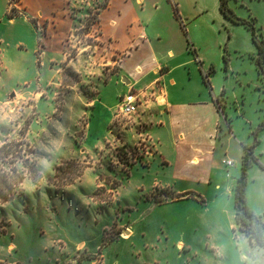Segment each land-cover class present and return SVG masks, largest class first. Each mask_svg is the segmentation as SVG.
<instances>
[{
	"label": "rangeland",
	"instance_id": "1",
	"mask_svg": "<svg viewBox=\"0 0 264 264\" xmlns=\"http://www.w3.org/2000/svg\"><path fill=\"white\" fill-rule=\"evenodd\" d=\"M104 2L84 0L72 8L70 14L85 22L63 43L65 63L58 66V85L27 98L22 91L12 99L0 93V264H251L244 258L252 259L251 247L235 226L231 186H205L200 183L204 175L194 168L187 166L182 173L181 164L168 168L159 154L150 159L152 148L137 145L135 117H118L115 109L116 121L110 126L114 112L103 105L94 112L86 110L112 74L109 45L91 29ZM181 3L191 13L198 4L214 0ZM228 5L239 18L253 16L264 31V0H229ZM194 22V47L204 64L200 70L175 75L196 100L199 90L225 89L227 99L241 101L242 111L231 128L222 123L223 142L232 132L227 157L237 164L230 169L235 188L242 173L239 153L264 136V127L259 131L264 125V93L255 86L264 90V79L258 62L241 52L255 49L243 26L230 27L231 40L219 47L215 22L204 16ZM186 40L192 47L188 30ZM80 54L87 65L102 64L97 67L101 71L77 73L65 67ZM211 66L214 70L208 73ZM107 94L106 99L112 98L111 91ZM124 125L135 131L121 132ZM260 149L257 146L255 154L258 164L248 170L246 200L264 223ZM58 166L64 170L59 173L62 179L55 176ZM257 260L263 264L261 257Z\"/></svg>",
	"mask_w": 264,
	"mask_h": 264
},
{
	"label": "crops",
	"instance_id": "2",
	"mask_svg": "<svg viewBox=\"0 0 264 264\" xmlns=\"http://www.w3.org/2000/svg\"><path fill=\"white\" fill-rule=\"evenodd\" d=\"M83 1L16 0V8L13 10L17 15H12V0H0V93L11 94L12 99L13 93L22 91V96L27 98L28 94L45 92L51 84L58 85V72L61 70L58 66L65 63L61 55L63 43L70 31L83 27L85 22L70 13L72 8ZM199 16L207 17L217 25L219 47L231 40L230 27L243 26L234 24L224 16L220 10V0H214L211 5L198 4L191 13L185 11L181 0H105L91 29H97L109 45L113 65L110 66L111 61L106 64L108 68L110 66L112 74L103 80L98 94L90 102V108L85 109L94 112L103 105L109 113L114 112L109 117L111 126L116 121L115 109L121 96L131 89L142 93L140 113L133 116V126L139 128L136 131L137 145H149L152 148L150 159L159 154L161 162L168 168L178 166L179 163V167L183 168L180 169L182 173H187V166L190 170H198L204 175L200 183L205 186L215 185V189L219 190L222 184L231 186L234 196L230 169H235L237 164L227 157L230 154L232 132H229L227 142H223L222 123L231 128L234 118L242 111L241 101L238 97L227 99L225 89H212V93L199 90L200 99L196 100L194 94L189 96L188 91L184 92V85L179 86L181 77L177 79L175 75L181 70L199 69L204 64V58L194 47L197 44L191 31ZM250 17L253 16L249 15L245 19L249 20ZM244 28L255 49L241 52L251 54V60L257 61V46L250 31ZM257 29L259 34L264 35L262 27ZM187 30L193 42L192 47L190 40H186ZM234 49L240 53L237 46ZM114 55H117L116 59ZM84 56L77 55L65 67H71L77 73H84L86 69L94 70L90 72L93 74L101 71L97 67L102 64L87 65ZM88 57L92 60V56ZM213 70L211 66L208 73ZM259 76L264 79L260 73ZM255 86L259 92L264 93L262 86ZM109 91L112 92V98L106 99ZM126 128L127 125H124L121 132L128 134L135 131L133 127ZM255 143L253 154L257 156L256 148L260 146L262 149L264 136L259 137ZM250 148L246 144L239 153V167L246 149ZM261 149L260 155L264 154ZM230 160L233 166L227 165ZM123 234L124 237H130L133 232ZM243 236L251 247L249 253L252 259L243 256L246 263L257 264L260 262L257 259L261 257V263L264 264V252L258 250L263 248L251 244L246 235Z\"/></svg>",
	"mask_w": 264,
	"mask_h": 264
},
{
	"label": "trees",
	"instance_id": "3",
	"mask_svg": "<svg viewBox=\"0 0 264 264\" xmlns=\"http://www.w3.org/2000/svg\"><path fill=\"white\" fill-rule=\"evenodd\" d=\"M229 0H220V10L230 21L234 24L243 25L246 27L251 35L252 40L257 46L258 57L257 62L259 64V73L264 76V35L258 33L256 28V19L250 17V19L239 18L229 7ZM8 145V144H6ZM6 145L2 146L5 149ZM23 146V145H22ZM32 153V151H30ZM33 154V153H32ZM74 163V162H72ZM254 163L258 164L257 158L253 154V148L246 149V153L242 159L241 176L237 180V185L234 189V207H235V225L236 228L249 239L250 243L264 249V223L261 221V217L257 216L248 206L246 200V187L248 184V170ZM61 166L55 167V176L60 175ZM64 171V170H63ZM78 169L76 172L78 173ZM19 178L18 176H16ZM59 178V176H58ZM73 178L72 180H74ZM6 185V182L3 181ZM18 181L16 184H18ZM10 188V187H8ZM4 196H1L2 199ZM4 201H8L7 198Z\"/></svg>",
	"mask_w": 264,
	"mask_h": 264
},
{
	"label": "built area",
	"instance_id": "4",
	"mask_svg": "<svg viewBox=\"0 0 264 264\" xmlns=\"http://www.w3.org/2000/svg\"><path fill=\"white\" fill-rule=\"evenodd\" d=\"M16 4V0H12V11L16 8ZM142 103V93L136 92L135 90L131 89L128 93L121 96L117 107V116L127 118L137 116L140 113V107L142 106ZM227 165L233 166V162L230 160L227 162Z\"/></svg>",
	"mask_w": 264,
	"mask_h": 264
}]
</instances>
